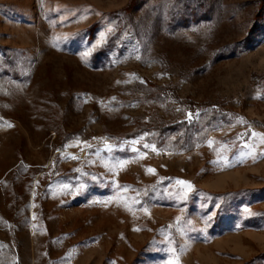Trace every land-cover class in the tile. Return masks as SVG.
I'll return each mask as SVG.
<instances>
[{
  "label": "rangeland",
  "instance_id": "374dc122",
  "mask_svg": "<svg viewBox=\"0 0 264 264\" xmlns=\"http://www.w3.org/2000/svg\"><path fill=\"white\" fill-rule=\"evenodd\" d=\"M246 132L264 0H0V264H264Z\"/></svg>",
  "mask_w": 264,
  "mask_h": 264
},
{
  "label": "snow or ice",
  "instance_id": "6c2138e0",
  "mask_svg": "<svg viewBox=\"0 0 264 264\" xmlns=\"http://www.w3.org/2000/svg\"><path fill=\"white\" fill-rule=\"evenodd\" d=\"M191 118H192V114L190 113V114H189V119H191ZM240 122H243V121L241 120ZM8 126L11 127V125H8ZM245 136H248L249 139H252V138H254V137H259L260 142H261V143H264V135H261V134H259V133H255V132H251V133H249V132H246V133L240 134V137H239V138H240L241 140H243V138H244ZM136 143H138V142H136ZM244 146H247V141H244ZM144 147H148V145H144ZM104 150L110 152V151L113 150V146H112V145H106ZM153 150H154V149H153ZM248 154H251V153H248ZM261 155H264V153H261ZM75 158H76V157H73V159H75ZM253 158H255V157H253ZM124 163H125V161H118V162H117V166H122ZM147 171H148V172H153L154 170H152V169L149 168ZM176 184H178V185H182V186L186 187L188 190H191V189H192V185H191V183H190V182H187V181L177 180V181H176ZM65 187L67 188V187H69V186L66 185ZM81 187H82V186H81ZM186 195H187V193H185L184 196H183L182 198H186ZM177 220H179V218H177ZM169 264H175V262L170 261Z\"/></svg>",
  "mask_w": 264,
  "mask_h": 264
}]
</instances>
